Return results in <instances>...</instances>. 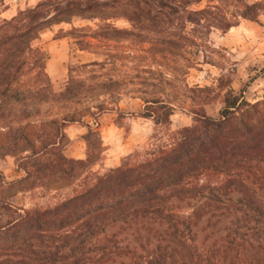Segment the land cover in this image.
I'll return each instance as SVG.
<instances>
[{
	"label": "trees",
	"instance_id": "obj_1",
	"mask_svg": "<svg viewBox=\"0 0 264 264\" xmlns=\"http://www.w3.org/2000/svg\"><path fill=\"white\" fill-rule=\"evenodd\" d=\"M201 1L37 0L0 17V157L16 158L30 188L77 183L57 202L0 225V264H264V101L251 104L227 89L217 116L200 104L190 110V125L167 130L165 140L154 136L99 173L91 153L86 160L64 154L65 127L85 115L58 111L120 79L76 78V69L104 62L83 63L69 67L55 91L37 43L44 30L71 25L73 17L96 20V29L71 25L56 36L78 50L90 39L121 37L205 49L211 30L225 32L238 18L261 24L262 16L264 25V0L195 8ZM116 18L130 28H116ZM173 110L153 98L140 116L167 125ZM85 126L87 141L97 132Z\"/></svg>",
	"mask_w": 264,
	"mask_h": 264
},
{
	"label": "rangeland",
	"instance_id": "obj_2",
	"mask_svg": "<svg viewBox=\"0 0 264 264\" xmlns=\"http://www.w3.org/2000/svg\"><path fill=\"white\" fill-rule=\"evenodd\" d=\"M36 2L5 0V9L0 5V17H10L17 8ZM209 3L202 0L195 8ZM259 19L261 24L238 18L225 32L211 30L207 47L201 50L189 43L168 50L155 42L132 37L90 39L86 50H78L70 38H56L62 36L60 30H67L71 25L96 29L94 19L73 17L71 25L60 23L44 30L37 43L47 55L46 71L55 91L64 88L68 68L83 63L104 62L76 69V78L120 79L117 84L107 85L103 94L59 109L62 113L75 111L85 115L82 123L65 127L68 137L65 156L86 160L89 152L91 160L96 159L91 169L103 173L116 167L127 154L146 147L154 136L165 140L167 130L190 125L193 116L190 110L200 104L207 115L217 116L227 89L241 92L251 104L264 101V25L263 17ZM112 23L119 29L130 28L122 18L113 19ZM153 98L174 108L167 125H156L153 120L140 116L146 101ZM98 106L100 111L94 116ZM86 123L97 132V135L89 134V147L84 138ZM23 176L15 157H0V225L24 209L57 202L77 184L74 181L68 185L69 179L65 178L53 180L45 187L30 188L29 182L22 180Z\"/></svg>",
	"mask_w": 264,
	"mask_h": 264
}]
</instances>
